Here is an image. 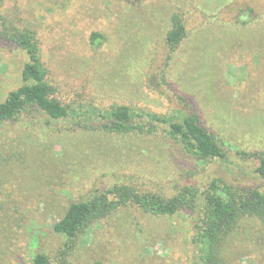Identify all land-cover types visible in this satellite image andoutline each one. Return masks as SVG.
I'll return each instance as SVG.
<instances>
[{
    "label": "rangeland",
    "instance_id": "obj_1",
    "mask_svg": "<svg viewBox=\"0 0 264 264\" xmlns=\"http://www.w3.org/2000/svg\"><path fill=\"white\" fill-rule=\"evenodd\" d=\"M175 13L187 34L172 50ZM11 27L36 32L55 95L77 114L37 113L0 131V264H32L39 252L70 264H196L191 214L121 211L74 244L53 223L70 203L115 184L170 196L214 180L262 183L264 0H2L0 102L22 85L29 60L2 37ZM94 32L103 35L97 46ZM114 105L176 121L197 113L226 160L196 163L161 126L156 134L99 128L97 112ZM247 227L231 240L228 264H264V230Z\"/></svg>",
    "mask_w": 264,
    "mask_h": 264
},
{
    "label": "trees",
    "instance_id": "obj_2",
    "mask_svg": "<svg viewBox=\"0 0 264 264\" xmlns=\"http://www.w3.org/2000/svg\"><path fill=\"white\" fill-rule=\"evenodd\" d=\"M171 21L172 28L166 42L170 49L175 50L186 37L187 29L180 13L173 14ZM35 34L33 30L13 27L1 34L25 52L29 60L21 72L22 85L10 91L0 102V131L7 124H23L24 117L37 113L55 121L77 114V109L65 105L56 97L41 61ZM101 38V33L94 32L91 44L99 45ZM97 113L98 126L105 131L156 134L161 126L164 127L165 137L196 163L226 160L227 153L221 140L203 125L197 113L184 115L180 121L157 113L137 114L126 105H114ZM145 116L147 119L144 122H137L136 117ZM77 126L81 127L80 124ZM255 156L259 159L256 172L262 180L260 185L245 187L214 180L205 187L184 186L169 196L139 190L134 185L115 184L70 203L64 215L53 223V230L74 244L95 222L108 220L121 211L138 210L157 217L187 213L195 216L196 264H228L227 251L235 235L243 233L248 229L247 224L252 222L260 224L259 234L264 230V151L255 153ZM32 264L70 263L65 254L54 262L46 253L39 252L33 257Z\"/></svg>",
    "mask_w": 264,
    "mask_h": 264
}]
</instances>
